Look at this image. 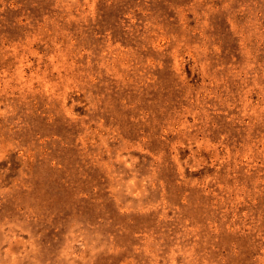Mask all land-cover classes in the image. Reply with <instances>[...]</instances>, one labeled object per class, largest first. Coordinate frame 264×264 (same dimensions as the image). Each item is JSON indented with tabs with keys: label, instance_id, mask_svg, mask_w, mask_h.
I'll list each match as a JSON object with an SVG mask.
<instances>
[{
	"label": "rangeland",
	"instance_id": "rangeland-1",
	"mask_svg": "<svg viewBox=\"0 0 264 264\" xmlns=\"http://www.w3.org/2000/svg\"><path fill=\"white\" fill-rule=\"evenodd\" d=\"M0 264H264V0H0Z\"/></svg>",
	"mask_w": 264,
	"mask_h": 264
}]
</instances>
